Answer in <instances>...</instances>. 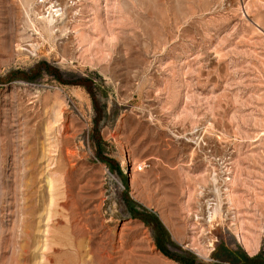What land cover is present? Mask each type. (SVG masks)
Listing matches in <instances>:
<instances>
[{"label": "rangeland", "instance_id": "rangeland-1", "mask_svg": "<svg viewBox=\"0 0 264 264\" xmlns=\"http://www.w3.org/2000/svg\"><path fill=\"white\" fill-rule=\"evenodd\" d=\"M143 208L264 256V0H0V264H183Z\"/></svg>", "mask_w": 264, "mask_h": 264}, {"label": "trees", "instance_id": "trees-1", "mask_svg": "<svg viewBox=\"0 0 264 264\" xmlns=\"http://www.w3.org/2000/svg\"><path fill=\"white\" fill-rule=\"evenodd\" d=\"M43 67L50 70V66L43 62ZM41 65V66H42ZM51 73L55 75L56 78L61 79V73L59 70H52ZM129 204L132 206L133 202L129 201ZM131 212L133 217L140 218L147 224L153 227L156 243L159 248L165 255L181 261L183 264H205L202 262H197L196 257L193 255H187L181 258H176L171 251L169 250V245H172L170 240V234L162 223L158 215L154 212H151L147 209H132ZM216 261L212 264H264V256L257 254L255 256H249L243 250H230L225 247L220 248L215 254Z\"/></svg>", "mask_w": 264, "mask_h": 264}, {"label": "bare ground", "instance_id": "bare-ground-1", "mask_svg": "<svg viewBox=\"0 0 264 264\" xmlns=\"http://www.w3.org/2000/svg\"><path fill=\"white\" fill-rule=\"evenodd\" d=\"M52 7V6H51ZM59 9L56 8V12H58ZM55 14V13H54ZM62 15V13H59V16ZM43 16V15H42ZM56 15H51L48 17H43V21L41 23V27H38L36 25H34V30L37 34H39L41 37L45 36V34H47L48 36H53L55 34V30H57L58 26L57 24V19L55 17ZM60 30V29H59ZM61 31V30H60ZM45 38V37H44ZM63 125V124H62ZM227 180V179H226ZM230 180V179H229ZM212 181L216 182L217 178L215 177V175H213L212 177ZM50 184V183H49ZM52 186V185H51ZM217 189V188H216ZM228 192V197L229 200H231V193H229V189L225 190ZM218 192V190H217ZM222 193V192H221ZM54 194V193H53ZM209 200V199H208ZM51 202V201H50ZM231 202V201H230ZM212 203V202H211ZM213 204V203H212ZM210 206V205H207ZM216 212V211H214ZM211 213V212H210ZM210 215V214H209ZM208 215V216H209ZM214 215V214H213ZM215 216V215H214ZM235 216V215H234ZM49 217V216H48ZM214 219V218H213ZM210 222V221H209ZM233 224V223H232ZM239 229V228H238ZM238 235V234H237ZM240 237V236H239ZM242 237H240L241 239ZM243 239V238H242Z\"/></svg>", "mask_w": 264, "mask_h": 264}, {"label": "built area", "instance_id": "built-area-1", "mask_svg": "<svg viewBox=\"0 0 264 264\" xmlns=\"http://www.w3.org/2000/svg\"><path fill=\"white\" fill-rule=\"evenodd\" d=\"M211 216H212V214H210V216L208 217L209 220H211V218H212Z\"/></svg>", "mask_w": 264, "mask_h": 264}]
</instances>
